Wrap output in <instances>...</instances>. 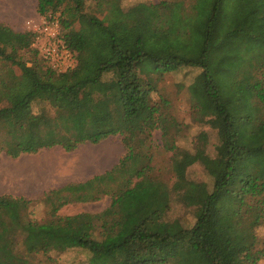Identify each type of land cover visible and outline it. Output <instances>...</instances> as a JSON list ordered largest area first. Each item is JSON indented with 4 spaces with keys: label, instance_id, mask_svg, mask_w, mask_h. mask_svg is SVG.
I'll return each mask as SVG.
<instances>
[{
    "label": "trees",
    "instance_id": "1",
    "mask_svg": "<svg viewBox=\"0 0 264 264\" xmlns=\"http://www.w3.org/2000/svg\"><path fill=\"white\" fill-rule=\"evenodd\" d=\"M37 1L42 18L58 15L76 66L54 69L35 30L0 22V155L73 151L110 136L127 151L111 170L40 200L2 195L0 264H61L55 254L72 249L86 251L88 264H257L264 256L257 233L264 226V0L190 7L161 0L150 15L147 4L126 8L123 0H95L93 8L87 0ZM186 66L203 69L193 106L218 142L212 156L202 132L194 152L175 153L170 186L153 173L152 139L160 131L169 146L178 122L154 93L163 73ZM196 163L212 183L189 178ZM172 191L195 208L192 226L165 219ZM105 196L111 202L100 212L59 215L65 205ZM41 202L48 209L36 216Z\"/></svg>",
    "mask_w": 264,
    "mask_h": 264
},
{
    "label": "rangeland",
    "instance_id": "2",
    "mask_svg": "<svg viewBox=\"0 0 264 264\" xmlns=\"http://www.w3.org/2000/svg\"><path fill=\"white\" fill-rule=\"evenodd\" d=\"M161 0H123L122 3L126 8L136 6L138 4H147L152 7L148 15L156 9V5ZM196 0H187V7H190ZM90 7L95 6V0H87ZM148 11V10H147ZM264 17V16H263ZM42 20V18H41ZM41 22V21H40ZM39 22V23H40ZM145 30V29H143ZM149 31V29L147 30ZM146 31V32H147ZM262 43H264V33L261 35ZM203 69L199 67L186 66L175 71L163 73L157 82V91L154 93V98L159 101H167L166 110L172 118L178 122L176 128L171 130L169 134V146H166L162 140V133L156 131L152 139L153 146V173L155 176L165 180L170 186L175 181V175L172 170L175 153H182L184 151L194 152L199 142V135L202 132L208 134L206 141L207 151L212 156L216 153V144L218 142V135L209 124L200 121L196 118L195 109L193 106V94L202 85ZM159 74H153V77H158ZM41 103H35L34 110L39 111L42 108ZM109 145L115 151H119L123 156L127 149L120 136H110L107 140ZM50 151L44 149L41 153ZM188 176L190 179L197 181H206L212 183V178L205 170L202 164L196 163L188 169ZM111 202L110 196H105L101 200L70 204L67 208H63L59 215L73 214L83 211H99L109 205ZM166 220L176 221L181 226H192L195 221V208L186 206L180 199L179 193L172 191L171 207L166 213ZM257 233L261 240L264 239V226L258 227ZM259 247H264L263 243ZM61 264H88V254L81 249H72L66 252L55 254ZM173 264V263H168ZM257 264H264V256Z\"/></svg>",
    "mask_w": 264,
    "mask_h": 264
},
{
    "label": "crops",
    "instance_id": "3",
    "mask_svg": "<svg viewBox=\"0 0 264 264\" xmlns=\"http://www.w3.org/2000/svg\"><path fill=\"white\" fill-rule=\"evenodd\" d=\"M37 5V0H0V22L16 31L34 30L42 18ZM108 139L100 143H82L73 151L55 146L45 148L50 150L45 153H41L42 149L36 154H22L16 158L1 154L0 197L9 194L40 200L51 190L82 183L111 170L122 156L109 145ZM63 208H67V205L59 210L60 214ZM46 209L47 206L42 202L37 204L36 216Z\"/></svg>",
    "mask_w": 264,
    "mask_h": 264
},
{
    "label": "built area",
    "instance_id": "4",
    "mask_svg": "<svg viewBox=\"0 0 264 264\" xmlns=\"http://www.w3.org/2000/svg\"><path fill=\"white\" fill-rule=\"evenodd\" d=\"M34 30L38 33L37 46L54 69L61 72L76 66L74 53L61 37L58 15H53L49 20L42 18L41 22L35 25Z\"/></svg>",
    "mask_w": 264,
    "mask_h": 264
}]
</instances>
